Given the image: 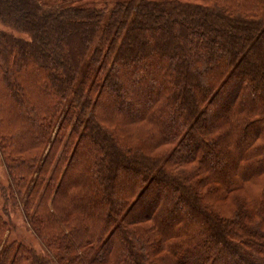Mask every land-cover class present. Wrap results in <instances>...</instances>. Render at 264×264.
Wrapping results in <instances>:
<instances>
[{
  "label": "trees",
  "instance_id": "1",
  "mask_svg": "<svg viewBox=\"0 0 264 264\" xmlns=\"http://www.w3.org/2000/svg\"><path fill=\"white\" fill-rule=\"evenodd\" d=\"M0 23V149L54 257L0 215V264H264V0H0Z\"/></svg>",
  "mask_w": 264,
  "mask_h": 264
},
{
  "label": "rangeland",
  "instance_id": "2",
  "mask_svg": "<svg viewBox=\"0 0 264 264\" xmlns=\"http://www.w3.org/2000/svg\"><path fill=\"white\" fill-rule=\"evenodd\" d=\"M40 2L45 3L50 7H67V6H86L92 7L95 9H112L117 6V4L122 0H39ZM192 1V0H191ZM0 28L10 31V28L3 26L0 23ZM18 37L28 39V36L23 34H17ZM114 126L116 124H113ZM118 125L121 126V123L118 122ZM125 129V135L128 136V139L132 143H139L140 132L148 129L145 126L140 128L129 126H123ZM259 133V129L253 130L252 136H255ZM131 135V136H129ZM191 167H179L181 171H189ZM13 179L10 176V171L7 167L6 161L3 157V154L0 149V215L4 217L9 224V230L6 233V243L17 242L22 243L24 246L35 250V252L41 256H48L51 259L54 257L49 252L47 243L44 242V239L39 236L37 230L35 229L36 225L32 222L34 212L36 209L28 208V211L25 210V201L24 197L21 199L12 198L11 188H12ZM261 186L255 187L251 192V195L260 192ZM222 193V191L220 192ZM224 193V192H223ZM158 197V194H151L150 199L147 202L154 201ZM251 201V200H250ZM216 209L220 211L223 215H232L238 210H244L248 204V197L244 193H236L230 197L218 198L215 201H211ZM61 204V203H60ZM62 205V204H61ZM64 206V205H63ZM63 212H58L59 217ZM75 216H69L67 220L70 222L73 221ZM256 220V219H255ZM257 221V220H256ZM258 222V221H257ZM60 224V223H59ZM58 224V225H59ZM66 225L68 223L66 222ZM262 230L264 231V225L260 224ZM65 226V224H64ZM60 224V229L64 227ZM53 257V258H52Z\"/></svg>",
  "mask_w": 264,
  "mask_h": 264
}]
</instances>
